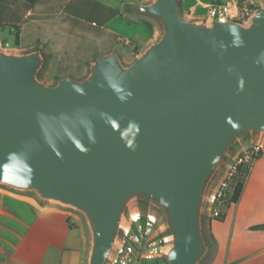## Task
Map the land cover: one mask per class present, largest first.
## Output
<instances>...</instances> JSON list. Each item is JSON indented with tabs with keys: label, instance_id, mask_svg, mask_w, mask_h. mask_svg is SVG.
<instances>
[{
	"label": "water",
	"instance_id": "obj_1",
	"mask_svg": "<svg viewBox=\"0 0 264 264\" xmlns=\"http://www.w3.org/2000/svg\"><path fill=\"white\" fill-rule=\"evenodd\" d=\"M126 9L158 38L129 63L97 55L80 79L47 84L41 48H0V185L79 213L86 264L109 263L136 199L163 214L164 264H200L212 183L238 143L264 137V6L247 25L189 19L180 0Z\"/></svg>",
	"mask_w": 264,
	"mask_h": 264
},
{
	"label": "crops",
	"instance_id": "obj_2",
	"mask_svg": "<svg viewBox=\"0 0 264 264\" xmlns=\"http://www.w3.org/2000/svg\"><path fill=\"white\" fill-rule=\"evenodd\" d=\"M149 1L41 0L31 5L29 0H0V34L14 41L17 37L18 44L0 40L17 52L41 48L45 62L50 57L48 79H80L97 55L112 50L120 55L127 48L135 56L158 38L155 19L126 9L127 4ZM206 1L199 0L207 9L215 0ZM180 7L207 19L206 12L199 15L187 0H180ZM246 142L238 143L228 160ZM232 193L230 184L227 200L219 205L220 217L209 219L204 210L214 240L204 264H264V228H252L264 224V149L236 202L230 200ZM71 211L77 213L0 185V264H86L88 231L79 213L83 224L79 216L69 220Z\"/></svg>",
	"mask_w": 264,
	"mask_h": 264
},
{
	"label": "built area",
	"instance_id": "obj_3",
	"mask_svg": "<svg viewBox=\"0 0 264 264\" xmlns=\"http://www.w3.org/2000/svg\"><path fill=\"white\" fill-rule=\"evenodd\" d=\"M264 6V0H215L207 5L206 18L232 20L247 25L254 9ZM128 43V42H127ZM9 46L8 42L4 43ZM264 149V137L250 136L246 145L225 166L212 183L206 197L205 213L209 219L220 217L219 205L227 200V190L233 177L245 178L250 167ZM157 213L148 208L144 214L139 210L129 214L119 236L115 251L108 264H139L149 259H161L169 244L168 234H156Z\"/></svg>",
	"mask_w": 264,
	"mask_h": 264
},
{
	"label": "rangeland",
	"instance_id": "obj_4",
	"mask_svg": "<svg viewBox=\"0 0 264 264\" xmlns=\"http://www.w3.org/2000/svg\"><path fill=\"white\" fill-rule=\"evenodd\" d=\"M202 1L205 2V3L207 2L206 0H202ZM187 3L190 4L192 8H194L197 11H199V12H197L199 15H204L205 16V12L207 10L206 9V5H201L199 0H187ZM181 9H182V12H183L184 16H186L187 18H189V19H199V18H195L193 16L194 13H190L187 10V8L181 7ZM205 20H207V19H205ZM155 25H156L157 35H159V32H160L159 26H157L156 23H155ZM4 38H8L10 40V44L12 46H15V42H14V37L13 36L4 35V33H1L0 34V39H4ZM0 48L2 50H10V46H6L3 43V41H1V40H0ZM137 55H135V56L132 55L130 52L127 51V48L126 49L125 48L121 49V52H120L121 59H122V61L124 63L131 62ZM49 64H50V57H47L45 65L43 66L42 70L39 73V78H41L45 82H49V80H51L52 81L51 84H53V83H55L54 79H51V78L48 79L47 70L49 69ZM227 162H228V160H227ZM148 208H150V207H148V205H146L141 200L136 199V200L131 201L129 203L127 209H126V212H125L124 225L129 222V214L130 213H133L134 211L139 210L142 214H144ZM150 209H152V208H150ZM154 209H152V210H154ZM154 211L157 213V217H158V226H157L156 234H168L166 226H165V221H164V217H163L162 212L160 210H158V209H155ZM69 215H70L69 216V220H71V221H72V219H74V217H78L79 216L80 222L82 223V218H81V216L78 213H75V212L71 211V212H69ZM202 232H203V235H204V237L206 239V242L209 244V251H210V249H211L210 244L211 243H210V241L208 239L209 238L208 237L209 236V232H208V228H207V219L204 216H203V219H202ZM209 256H210V254L207 256L206 259L204 258L205 260H203L200 264H204L206 262V260L209 258ZM142 264H164V263L161 260H159V259H154V260L149 259V260L142 261Z\"/></svg>",
	"mask_w": 264,
	"mask_h": 264
},
{
	"label": "trees",
	"instance_id": "obj_5",
	"mask_svg": "<svg viewBox=\"0 0 264 264\" xmlns=\"http://www.w3.org/2000/svg\"><path fill=\"white\" fill-rule=\"evenodd\" d=\"M41 0H29V3L31 5L37 3V2H40ZM15 44L17 45L18 44V41H17V37L15 38ZM3 43H5V41H3ZM243 183H244V178H242L240 175L238 176H235L232 178L231 180V186L233 187V193H232V196L230 198L231 202H236L241 194V190H242V187H243ZM253 229H256V228H264V224H260V225H254L252 226ZM209 241L211 243V245L213 246L214 245V240H213V237L212 235L209 233Z\"/></svg>",
	"mask_w": 264,
	"mask_h": 264
}]
</instances>
